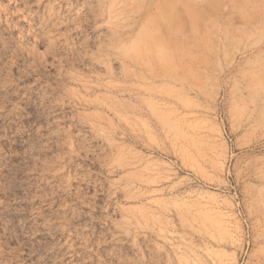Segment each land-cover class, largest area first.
<instances>
[{
    "label": "rangeland",
    "instance_id": "1",
    "mask_svg": "<svg viewBox=\"0 0 264 264\" xmlns=\"http://www.w3.org/2000/svg\"><path fill=\"white\" fill-rule=\"evenodd\" d=\"M0 264H264V0H0Z\"/></svg>",
    "mask_w": 264,
    "mask_h": 264
}]
</instances>
